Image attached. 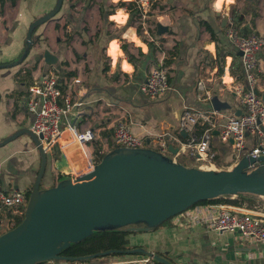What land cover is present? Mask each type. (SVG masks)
Masks as SVG:
<instances>
[{
	"label": "crops",
	"instance_id": "obj_1",
	"mask_svg": "<svg viewBox=\"0 0 264 264\" xmlns=\"http://www.w3.org/2000/svg\"><path fill=\"white\" fill-rule=\"evenodd\" d=\"M56 3L57 0H0V65L19 59L29 25L50 13ZM120 3L126 6L120 7ZM137 8L140 13H135ZM157 23L168 27V33L157 36ZM229 28L242 35L264 33V0H148L146 4L140 0H63L60 11L34 32L33 45L24 62L0 68V143L19 130H31L34 115L23 105L28 88L53 73L59 76L62 89L72 78L81 80L73 89L83 103L85 115L78 118L77 126L73 125L77 117H68L62 128L91 126L98 132V140L88 149L94 161L97 155L102 158L115 149L113 128L123 121L146 147L159 153L163 151L159 139L167 134L162 138L166 147L163 155L186 167L203 169L171 138L184 137L178 134L184 108L211 109V99L198 100L200 81L211 97L228 103L223 114L238 111L233 93L221 85L222 77L227 84L235 78L242 80L238 51L226 36ZM113 44L117 45L115 56L110 54ZM44 51L56 57L55 66L45 64ZM260 60L264 68V52ZM159 64L169 69L171 91L163 99L152 101L141 93L140 86L150 68ZM244 87L247 89L245 83ZM260 89L264 90V84ZM224 122L222 119L221 124ZM214 133L210 141L213 169L230 170L236 165L230 143H222ZM170 147L177 148V154H172ZM46 154L41 189L66 179L63 172L70 167L58 147ZM56 157L61 160L59 164ZM71 162L82 164L83 159ZM39 168L40 155L30 137L22 135L0 146L3 192L29 195ZM247 196L249 202L237 196L222 197L240 204L213 202L191 208L197 213V222L188 229L176 228L169 221L152 231L133 232L128 237L129 250L141 248L170 264H264V244L247 243L234 234L206 228L215 216L213 206H224L236 213L253 209L259 201L253 195ZM9 229L7 223H2L0 234ZM129 256L111 254L87 262L42 264H120Z\"/></svg>",
	"mask_w": 264,
	"mask_h": 264
},
{
	"label": "water",
	"instance_id": "obj_2",
	"mask_svg": "<svg viewBox=\"0 0 264 264\" xmlns=\"http://www.w3.org/2000/svg\"><path fill=\"white\" fill-rule=\"evenodd\" d=\"M62 1L57 0L50 13L29 25L22 56L13 64L0 65V68L22 63L32 48L33 32L60 11ZM168 31V27L156 24L157 36ZM237 56L241 57L242 53L237 52ZM43 60L48 66L57 64L56 57L48 51H44ZM210 105L216 111L224 112L229 108L228 103L217 96L211 98ZM235 115L239 116L240 111ZM79 117L74 126L78 125ZM22 135L30 137L35 144L40 155V168L28 195L22 221L0 234V264L81 262L123 252L146 255L148 252L141 248L109 250L77 258L61 256V252L96 232L152 231L199 202L238 195L264 196V157L257 160L259 165L252 171L247 168L255 160L248 157L242 158L230 170L214 171L186 167L148 147L112 149L81 179H63L51 188L41 189L47 166L42 136H36L30 129H22L0 146ZM169 151L177 154L178 149L170 147ZM154 258L158 264H170L157 255Z\"/></svg>",
	"mask_w": 264,
	"mask_h": 264
},
{
	"label": "built area",
	"instance_id": "obj_3",
	"mask_svg": "<svg viewBox=\"0 0 264 264\" xmlns=\"http://www.w3.org/2000/svg\"><path fill=\"white\" fill-rule=\"evenodd\" d=\"M148 0H140L146 4ZM227 38L236 50L242 53L239 57L242 66V80L235 78L232 83H225L221 78V85L225 90L233 93L234 104L240 115L235 113L223 114L214 109L199 110L184 108L178 121V134H185L182 138H171L179 148L188 151L196 165L210 163L212 155L210 141L213 132L218 131L222 143H230L236 164L244 157L253 158L248 171L256 169L257 160L264 157V68L260 60L264 52V33L242 35L232 28L226 32ZM59 76L50 73L41 83H35L28 88L25 109L34 115L31 131L36 136H42L41 145L46 153L55 147L66 157L70 164L63 173L66 179L76 181L89 174L99 161L92 159L88 149L98 140V132L91 126L70 127L67 132L62 128L63 121L75 115L83 114V103L74 92L73 87L80 85L79 78H72L65 83V89L59 84ZM247 89L244 87V83ZM229 86L230 88H228ZM199 102H207L212 97L203 81L197 84ZM222 90V89H220ZM141 93L149 100L156 101L166 97L171 91L169 84V69L163 65L150 68L145 82L140 86ZM225 122L221 124V120ZM206 126L202 135L196 134V128ZM161 135L160 145L164 154L165 144ZM66 137V138H65ZM113 143L115 148L138 149L146 147L144 142L133 135L128 125L118 121L113 128ZM82 157L83 163H72V159ZM87 160V161H86ZM27 195L25 192L5 193L0 187V228L7 223L11 228L16 219H22L25 211ZM215 216L207 222L206 228L215 232H228L247 243L264 244V202L256 204L253 209L236 213L224 206H213ZM172 224L179 229H188L197 222L195 210L174 216ZM154 253L146 255H130L120 264H158Z\"/></svg>",
	"mask_w": 264,
	"mask_h": 264
},
{
	"label": "trees",
	"instance_id": "obj_4",
	"mask_svg": "<svg viewBox=\"0 0 264 264\" xmlns=\"http://www.w3.org/2000/svg\"><path fill=\"white\" fill-rule=\"evenodd\" d=\"M119 6L124 7L126 5L124 3H120ZM135 13H140V9L137 8L135 10ZM207 29L209 30V32L211 33V35L213 37V33L211 32L209 27H207ZM35 31H36V29H35ZM34 32H33V34H34ZM33 34H32V38H33ZM121 49L124 52L126 51V47L123 44L121 45ZM23 51H22V53H23ZM22 53L19 56V58L22 56ZM28 54L29 53H27V55L23 59L22 63L24 62V60L26 59ZM22 63H20L19 65H21ZM205 127L206 126H199L198 125V127L196 128L197 136L200 137L202 135ZM101 159L102 158H100V156L97 155L96 161H100ZM27 198H28V195H27ZM213 202H223L226 204H233V205L240 204L238 201H235V200L219 198V199H216L213 201L199 202L195 206L210 204ZM21 221H22V219H16L15 220V226L19 225ZM167 222H169V221H167ZM132 233L133 232L127 231L124 229L96 232L91 237L85 239L84 241L77 243V244H72L67 250H64L61 252V256L68 257V258H77V257H87V256H91L94 254L106 252L109 250L128 251L129 250L128 237ZM123 254H125V253L123 252L121 254H114V255H123ZM87 261L88 260L81 261V262H87Z\"/></svg>",
	"mask_w": 264,
	"mask_h": 264
},
{
	"label": "rangeland",
	"instance_id": "obj_5",
	"mask_svg": "<svg viewBox=\"0 0 264 264\" xmlns=\"http://www.w3.org/2000/svg\"><path fill=\"white\" fill-rule=\"evenodd\" d=\"M221 6V5H220ZM219 8V7H218ZM116 59V58H115ZM126 69V68H125ZM226 81H229V80H227L226 79ZM55 161H56V164H59L60 162H61V160L59 159V158H55ZM196 166H198V167H200V168H203V170H208V168H211V170H214L213 168H215L213 165H211L210 163H202V164H199V165H196ZM214 171H216V170H214ZM42 187V186H41ZM241 197V198H240ZM248 196L247 195H238L237 197H235V198H238V199H243L244 201H247V202H249L247 199ZM253 199L255 200V201H259L258 203H262V202H264V199H262L261 197H257V196H253Z\"/></svg>",
	"mask_w": 264,
	"mask_h": 264
},
{
	"label": "bare ground",
	"instance_id": "obj_6",
	"mask_svg": "<svg viewBox=\"0 0 264 264\" xmlns=\"http://www.w3.org/2000/svg\"><path fill=\"white\" fill-rule=\"evenodd\" d=\"M116 52H117V45H116V44H113L112 47H111L110 54L113 55V56H115V55H116ZM107 55H108V53H107ZM108 56H109V55H108ZM109 57H111V56H109ZM111 58H112V57H111ZM261 198H264V196L261 197Z\"/></svg>",
	"mask_w": 264,
	"mask_h": 264
}]
</instances>
